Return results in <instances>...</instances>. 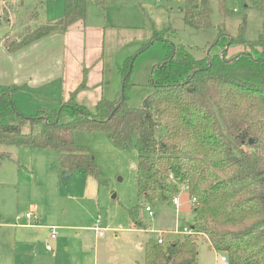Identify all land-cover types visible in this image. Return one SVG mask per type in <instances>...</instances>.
Returning a JSON list of instances; mask_svg holds the SVG:
<instances>
[{"label":"trees","instance_id":"1","mask_svg":"<svg viewBox=\"0 0 264 264\" xmlns=\"http://www.w3.org/2000/svg\"><path fill=\"white\" fill-rule=\"evenodd\" d=\"M255 4L264 16V0ZM41 6L39 1L28 17L38 26L3 38L7 51L64 33L86 16V0H65L63 15L53 21L42 19ZM182 11L186 25L214 27L212 0H185ZM245 25L237 36L220 27L202 58L184 42L155 37L164 40L168 57L153 67L152 90L138 107L128 104L125 93L113 100L102 96L92 109L79 104L78 93L89 88L86 69L67 101L31 116L17 105L14 90L0 89V145L56 149L62 173L86 174L103 183L93 154L75 134L103 131L117 147L138 151V201L129 209L135 227L145 230L146 206L168 204L183 191L191 201L193 220L187 225L194 234L163 243L150 238L143 264H199L201 239L227 256V264H264V25L253 40L244 37ZM233 44L254 52L230 58L226 48ZM133 59L122 68L123 91ZM65 115L69 119L63 121Z\"/></svg>","mask_w":264,"mask_h":264},{"label":"rangeland","instance_id":"2","mask_svg":"<svg viewBox=\"0 0 264 264\" xmlns=\"http://www.w3.org/2000/svg\"><path fill=\"white\" fill-rule=\"evenodd\" d=\"M39 1L0 0V40L7 34L14 38L27 26H38L28 17ZM41 1L44 20H55L64 13L65 0ZM256 1L212 0L214 27L194 29L184 20L185 0H86L85 19L72 25L64 57L67 85L77 82L76 86L62 94L61 81L60 86L54 84L44 94H28L16 103L29 116L43 106L57 108L78 88L86 69L89 88L78 93L79 104L92 109L102 96L113 100L125 93L128 104L138 107L152 90L153 67L168 57L162 39L184 42L202 58L204 49L216 41L220 27L237 36L246 21L244 37L253 40L264 25ZM222 8L229 12L224 13ZM84 25L89 27L86 31ZM171 28L176 31L167 32ZM241 52L254 50L233 44L227 56L232 58ZM129 57L134 58L132 72L123 91L122 68ZM68 119L67 115L63 117V121ZM75 134L93 154L103 183L97 177L78 173L65 179L56 149L0 145V154L9 155L0 159V264H143L145 243L160 234L157 230L165 231L164 241H169L178 236L173 230H182L192 222L191 201L183 193L177 211L171 202L158 211L155 207L154 217L143 209L145 230L134 227L129 209L138 201L137 149L117 147L103 131L80 129ZM35 206L41 227L16 226ZM96 222L104 230L100 237L91 228ZM28 223L37 224L32 220ZM54 225L59 229L56 238L50 240V231L48 234L44 226ZM48 244L53 250L46 249ZM198 251L199 264H227L205 240L199 241Z\"/></svg>","mask_w":264,"mask_h":264},{"label":"crops","instance_id":"3","mask_svg":"<svg viewBox=\"0 0 264 264\" xmlns=\"http://www.w3.org/2000/svg\"><path fill=\"white\" fill-rule=\"evenodd\" d=\"M8 20H10V18ZM46 21H51V20H46ZM10 25L12 24L10 23ZM72 25L64 33H56L50 35L16 52L7 51L3 45V38L8 34L2 37L0 40V89L15 90L16 92L14 93V96L16 102L19 103L21 101V98H23L28 94L31 97H36L39 93L42 94L44 91L49 90L50 87L54 84L60 86L61 81L63 82V85L61 84V89H60L62 94H64L65 91H69L67 89L71 87L72 88L75 87L77 82H74L72 86L67 85L68 84L66 81L67 70H66V65L64 64V57L66 55L67 43L69 42L68 37ZM84 28H85L84 30L86 31V29L89 27L84 25ZM77 75L79 76L78 72ZM17 95L19 96V98L17 97ZM183 193L186 192L183 191ZM183 193L181 194V196H179V202H182ZM162 206L163 205L158 206L156 208L157 211L158 208ZM177 210L178 209L176 207V211ZM33 211L37 213L38 220L27 219L26 217H24L25 220L23 222H17L16 226L27 227L31 229L37 226L41 227L42 224L40 223V221L42 220H41V216L38 214L37 206L34 207ZM17 220L19 219L17 218ZM31 220L37 222V224H32V225L29 224L28 222ZM95 224H97V222ZM176 227L177 225L175 226V228ZM44 228L48 230V234L49 231L51 233L50 226H44ZM57 229L59 228L57 227ZM97 237L100 236L97 235ZM49 239L53 240L50 238V234H49ZM46 249H47V245H46ZM53 253H55V251H53Z\"/></svg>","mask_w":264,"mask_h":264},{"label":"built area","instance_id":"4","mask_svg":"<svg viewBox=\"0 0 264 264\" xmlns=\"http://www.w3.org/2000/svg\"><path fill=\"white\" fill-rule=\"evenodd\" d=\"M172 203L176 205V207L180 205L179 202V196H175L172 200ZM177 207V208H178ZM145 211L148 213V215L150 217H154L155 216V210L151 207V206H146ZM25 217L27 219H35L38 220V215L35 211L32 212H27ZM18 219H20V217H18ZM92 229H94L97 232L98 236H101L104 234V230L98 225L95 224ZM165 231L162 230H157V233H160L159 235L156 236V239L158 240L159 243H163L164 242V236L162 233H164ZM176 232L177 235H189V234H194V231L192 230V228H190L188 225H186L182 230H173V233ZM175 234V233H174ZM57 236V228L55 226L51 227V233H50V238L51 239H55ZM47 249H52V247L48 244L47 245ZM222 262L224 263H228V258L227 256L223 255L221 257Z\"/></svg>","mask_w":264,"mask_h":264},{"label":"water","instance_id":"5","mask_svg":"<svg viewBox=\"0 0 264 264\" xmlns=\"http://www.w3.org/2000/svg\"><path fill=\"white\" fill-rule=\"evenodd\" d=\"M226 49H228V47ZM63 174H64L63 176L65 179H68L72 176V173H69V172H63Z\"/></svg>","mask_w":264,"mask_h":264}]
</instances>
